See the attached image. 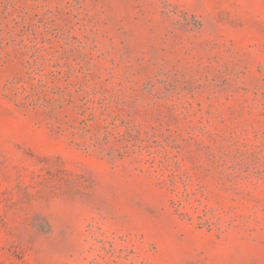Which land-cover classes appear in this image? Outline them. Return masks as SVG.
I'll use <instances>...</instances> for the list:
<instances>
[{"label":"rangeland","instance_id":"rangeland-1","mask_svg":"<svg viewBox=\"0 0 264 264\" xmlns=\"http://www.w3.org/2000/svg\"><path fill=\"white\" fill-rule=\"evenodd\" d=\"M0 264H264V0H0Z\"/></svg>","mask_w":264,"mask_h":264}]
</instances>
